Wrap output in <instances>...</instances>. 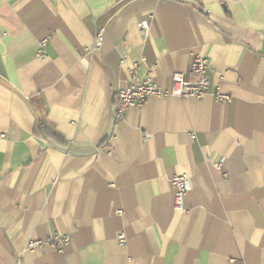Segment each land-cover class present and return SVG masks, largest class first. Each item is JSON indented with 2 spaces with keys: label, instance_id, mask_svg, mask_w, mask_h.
Here are the masks:
<instances>
[{
  "label": "crops",
  "instance_id": "obj_1",
  "mask_svg": "<svg viewBox=\"0 0 264 264\" xmlns=\"http://www.w3.org/2000/svg\"><path fill=\"white\" fill-rule=\"evenodd\" d=\"M196 54L204 97L115 123L140 60L169 88ZM0 264H264V0H0Z\"/></svg>",
  "mask_w": 264,
  "mask_h": 264
},
{
  "label": "built area",
  "instance_id": "obj_2",
  "mask_svg": "<svg viewBox=\"0 0 264 264\" xmlns=\"http://www.w3.org/2000/svg\"><path fill=\"white\" fill-rule=\"evenodd\" d=\"M138 26L142 34L146 35L149 29V21L147 19H142ZM105 36V27H99L96 29L94 45L91 51L101 49ZM47 41L48 39L41 40L37 50V55L42 59L48 57L46 53ZM140 62L141 60L132 68L130 80L126 85L118 89V100L114 113L115 123H119L125 119L126 112L129 108L141 107L150 96L201 99L208 92L209 78L207 76V69L210 66V60L205 55L196 54L194 56L191 68L192 79L186 80L183 72L176 71L172 75V84L169 88L160 86L150 75L141 78L139 75ZM214 96L218 101H230V97L220 91H215ZM171 183L175 206L177 209L183 210L185 197L189 190L188 177L184 174H175L171 179ZM118 240L121 244H124L126 242V236L121 234L119 235ZM69 241V235L54 233L46 240H29L26 248L32 249L36 246L48 243L60 249Z\"/></svg>",
  "mask_w": 264,
  "mask_h": 264
}]
</instances>
